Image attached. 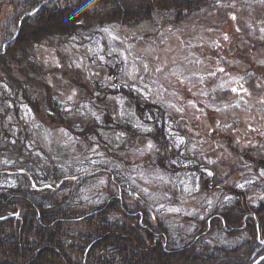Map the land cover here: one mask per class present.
Wrapping results in <instances>:
<instances>
[{"label": "trees", "instance_id": "trees-1", "mask_svg": "<svg viewBox=\"0 0 264 264\" xmlns=\"http://www.w3.org/2000/svg\"><path fill=\"white\" fill-rule=\"evenodd\" d=\"M218 1L1 0L0 98L23 99L41 117H49L53 126L71 130L81 120H71L58 94L51 91L48 68L37 58L39 48L83 42L111 23L138 26L161 18L167 22V15L178 22L190 11L213 8ZM75 78L79 77H74V85L86 93V85ZM6 89L11 92L7 98ZM134 106L141 120L148 119L146 110L152 109L167 116L159 107ZM148 120L160 126L157 118ZM160 130L147 133L145 139L153 145V166L168 179L169 200L188 213L182 222L152 215L145 207L147 194L117 164L93 167L92 160L76 155L75 164L67 166L57 159L29 160L23 154L14 159L4 153L5 147L4 161L0 160V264H254L264 255V201L255 202L249 186L231 183L241 168L228 163L229 168L220 171L216 165H225L227 159L213 156L207 163L200 161L199 150H190L186 141L175 142ZM106 133H132L130 138L138 134L129 121L114 125L87 121L74 135L99 140L85 153L100 144V150L114 156L112 152L120 149L103 137ZM211 134L205 129L198 136ZM126 146L124 142L121 150L132 144ZM244 158L264 166L255 155L247 153ZM202 163L210 170L206 177ZM240 177L246 179L244 174ZM102 179L108 181L106 188L98 185ZM129 189L133 197L128 196ZM196 194L207 200L195 202Z\"/></svg>", "mask_w": 264, "mask_h": 264}, {"label": "rangeland", "instance_id": "rangeland-1", "mask_svg": "<svg viewBox=\"0 0 264 264\" xmlns=\"http://www.w3.org/2000/svg\"><path fill=\"white\" fill-rule=\"evenodd\" d=\"M213 6L192 10L178 22L167 15V22L161 18L138 26L111 23L83 42L39 48L37 58L48 68L51 91L58 94L71 120L81 122L71 130L56 127L23 99L0 98V155L6 147L4 153L14 159L23 154L29 160L57 159L67 166L75 164L76 155L92 160L93 167L117 164L147 194L145 207L152 215L182 222L188 213L183 205L169 200L168 179L153 166V147H148L152 142L145 139L147 133L163 129L175 142L186 141L190 150H199L200 161L223 157L227 160L216 165L218 170L229 168L228 163L241 168L231 183L249 186L251 198L264 201V166L244 158L250 153L264 160V0H219ZM76 76L75 81L86 85V93L74 85ZM10 94L6 89V98ZM137 104L159 107L167 116H160L158 109L146 110L150 120L158 119L157 128L149 117L141 120L139 111L135 112ZM87 121L113 125L129 121L138 134L134 138L132 133L103 135L120 149L112 152L114 156L100 150V144L85 153L99 141L74 135ZM145 127L152 130L144 131ZM205 129L212 134L199 137ZM124 142L126 148L131 143V149L121 150ZM66 153L69 157L64 158ZM0 160L4 161V155ZM202 173L205 177L210 173L204 163ZM243 174L246 179L240 177ZM101 184L106 188L108 181L102 179ZM128 196L133 197L131 189ZM205 200L194 198L195 202Z\"/></svg>", "mask_w": 264, "mask_h": 264}, {"label": "snow or ice", "instance_id": "snow-or-ice-1", "mask_svg": "<svg viewBox=\"0 0 264 264\" xmlns=\"http://www.w3.org/2000/svg\"><path fill=\"white\" fill-rule=\"evenodd\" d=\"M114 86H115V85H114ZM233 91H236V89H233ZM74 94H75V93H73V95H74ZM68 99L71 100L72 97L70 96ZM149 119H150V117H149ZM151 130H152V129L147 128V127L144 128V131H147V132H150ZM148 147H149V148H152L153 145H152L151 143H149ZM261 175H264V172H262Z\"/></svg>", "mask_w": 264, "mask_h": 264}, {"label": "water", "instance_id": "water-1", "mask_svg": "<svg viewBox=\"0 0 264 264\" xmlns=\"http://www.w3.org/2000/svg\"><path fill=\"white\" fill-rule=\"evenodd\" d=\"M5 218H9V217H5ZM262 259H264V256H263L260 260H262ZM260 260H258V261L255 262L254 264H258V262H259Z\"/></svg>", "mask_w": 264, "mask_h": 264}]
</instances>
